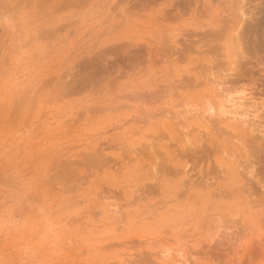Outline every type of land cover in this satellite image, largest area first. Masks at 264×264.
Masks as SVG:
<instances>
[{"label": "rangeland", "instance_id": "rangeland-1", "mask_svg": "<svg viewBox=\"0 0 264 264\" xmlns=\"http://www.w3.org/2000/svg\"><path fill=\"white\" fill-rule=\"evenodd\" d=\"M79 1L0 0V257L12 256L8 261L0 259V264H28L25 244L36 245L41 252L61 241L113 238L115 235L108 232L112 223L101 214L110 202L122 208V229L144 226V235L158 226L154 221L141 223L144 210H168L172 214L190 209L187 196H175L171 184L175 180L170 175L166 176V190L154 184L153 166L162 158L169 165L175 158V142L169 130L139 124L141 127L123 132L117 142L105 140L119 131L114 128L116 124L132 115L137 105L161 114L165 109L159 106H169L171 99L159 97L148 103L144 96L140 102L122 99L123 95L135 87L155 90L161 82L173 85L179 76L193 77L201 60L208 63L210 56L206 57L204 49L202 54L186 37L178 35L180 25L192 20L190 15L180 17L182 20L170 15L174 21L165 16L164 23L171 29L165 39L174 38V53H181L180 49L185 52L175 53L171 57L175 61L161 68L154 62L141 63L145 59L134 51L144 42L157 44L153 36L162 20L157 10L163 5L165 13L179 0H152L153 4L148 3L151 9L147 4L141 16L135 3L143 0ZM249 1L254 13L259 14L255 15L261 19L259 24L264 25V16H260L264 15V0ZM256 23L258 20L253 24L258 32L259 27L264 29ZM249 30L252 34V27ZM182 43L187 45L183 48ZM126 53L141 59L132 61ZM263 90L255 96L260 106L264 104ZM197 129L202 131L190 133ZM197 129H190L181 142L190 150L210 144L215 133L205 127ZM106 195L110 201L103 197ZM15 244L21 246L18 251ZM29 264L46 263L42 258Z\"/></svg>", "mask_w": 264, "mask_h": 264}, {"label": "bare ground", "instance_id": "bare-ground-1", "mask_svg": "<svg viewBox=\"0 0 264 264\" xmlns=\"http://www.w3.org/2000/svg\"><path fill=\"white\" fill-rule=\"evenodd\" d=\"M150 1L143 0L137 2L138 5L135 3L137 7H131H135L138 15L144 14L142 12L147 11ZM178 3H171L172 8L165 13V7L159 6L157 16L162 20L156 24L153 36L157 44L152 46L151 41L141 43L134 52L141 55L142 60L145 59L141 62L143 64L150 61L161 68L167 63L172 64L169 62L175 61L171 57L177 51L174 53L175 45H171L174 38L165 39L171 29L167 28L164 18L172 20L173 16L179 20L189 14L192 20L180 25L178 35L186 37L189 45L197 46L202 54L206 52V57L210 56L209 61L206 58L208 63L203 64L201 60V65L198 63L194 69L193 77L179 76L173 85L165 81V84L159 83L155 90L135 87L121 95L122 99L131 101L144 96L148 103L159 97L168 96L171 99L169 106H159V109H165L161 110V114H156L159 113L156 110L150 111L142 104L134 106L132 115L114 127L124 131H118L105 140L117 142L123 132L135 129L134 126L141 127L139 124L142 127L155 126L159 131L169 130L175 142V158L172 157L168 165L164 163L165 158L159 159L163 156L158 157L161 161L153 166L154 184L157 189L166 190L169 181L166 176L170 175V179L175 180L171 183L175 196H187L190 209L186 213L178 210L172 214L168 210H144L140 216L141 223L153 224L154 221L158 225L151 234L144 235V226L122 229L123 226L119 225L123 220L121 206L110 202L101 214L103 219L112 223L108 232L112 237L115 235L113 238L74 243L61 241L52 243L55 246L41 252L38 246L25 244L23 251L27 262L35 263L44 258L46 264H264V104L260 106L255 102V96L264 88V29L259 27L261 30L258 32L253 25L257 20L259 24L261 19L255 17L258 12L254 13L249 0H185ZM180 45L184 48L187 44ZM180 50L182 52L178 50L176 55L185 52ZM134 52L131 51L132 54ZM128 53L126 55L130 56ZM133 65L135 67V62ZM193 127H205L212 133L215 131L211 134L210 144H200L194 150V147L192 150L187 148V140V146L182 145L190 133L202 131H191ZM233 137L234 142L231 141ZM183 158L188 159L183 161ZM103 197H108L110 201L108 195ZM175 201L178 202L177 198ZM15 247L18 251L21 246L15 244ZM10 257L3 255L0 259H12Z\"/></svg>", "mask_w": 264, "mask_h": 264}]
</instances>
